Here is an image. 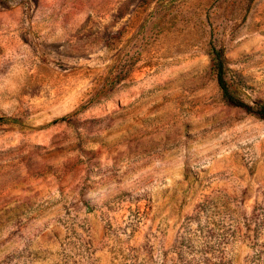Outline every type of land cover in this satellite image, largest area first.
I'll return each instance as SVG.
<instances>
[{
  "label": "rangeland",
  "instance_id": "obj_1",
  "mask_svg": "<svg viewBox=\"0 0 264 264\" xmlns=\"http://www.w3.org/2000/svg\"><path fill=\"white\" fill-rule=\"evenodd\" d=\"M264 0H0V264H264Z\"/></svg>",
  "mask_w": 264,
  "mask_h": 264
},
{
  "label": "trees",
  "instance_id": "obj_2",
  "mask_svg": "<svg viewBox=\"0 0 264 264\" xmlns=\"http://www.w3.org/2000/svg\"><path fill=\"white\" fill-rule=\"evenodd\" d=\"M212 58L213 70L216 74L217 84L222 92L223 99L231 106L244 109L248 114L254 115L260 120L264 121V103L257 102L255 107H251L238 99L230 90L227 79V60L225 50L222 48L212 47L210 51ZM3 119H0L2 122Z\"/></svg>",
  "mask_w": 264,
  "mask_h": 264
}]
</instances>
